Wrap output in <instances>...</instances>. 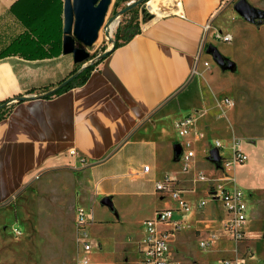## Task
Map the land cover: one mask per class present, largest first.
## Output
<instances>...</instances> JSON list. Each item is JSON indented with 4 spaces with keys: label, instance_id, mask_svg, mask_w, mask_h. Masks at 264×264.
Wrapping results in <instances>:
<instances>
[{
    "label": "crops",
    "instance_id": "obj_1",
    "mask_svg": "<svg viewBox=\"0 0 264 264\" xmlns=\"http://www.w3.org/2000/svg\"><path fill=\"white\" fill-rule=\"evenodd\" d=\"M237 1L179 0L176 7H181L180 12L143 26L131 40L113 47L82 85L46 96L77 66L72 55L62 52L63 0H0V102L29 98L12 102L0 120V206L28 185H44L59 196L50 205L60 213L49 219L46 216L45 221L52 225L34 237V250L41 253L28 254V262L23 264H79L85 253L77 240L79 209L88 222V253L98 256L89 260L106 264L98 250L103 248V230L108 223H119L126 213L142 210L143 200L149 197H154L156 204L144 212L139 223L143 231L135 245L138 256L145 233L143 222L154 218L157 210L173 209L172 222L159 226L168 232L171 264H182L174 254L181 249L183 238L191 242L187 255L195 252L197 262L219 253L231 254L219 257L220 264L248 249L254 257V242L248 235L254 233L251 223L255 219L250 195L264 190V145L241 141L248 161L225 168L222 158L229 156L232 144L224 145L207 129L217 96L209 89L212 65L210 70L202 66L193 74L194 58L200 53L208 23L215 32L232 35L236 26H255L234 10ZM246 1L264 10L258 3ZM209 40L222 55L226 53L221 41ZM209 59L207 55L204 60ZM215 73L218 75V69ZM195 75L197 93L188 90ZM185 115H193L194 129L205 135L190 139L196 148L192 147L195 155L188 160L187 169L181 158L186 150L181 145L179 157L174 151V145L183 142L176 124ZM209 141L224 146L219 162L210 159L213 146ZM71 150L77 154L72 155ZM144 166H150L148 172L143 171ZM200 174L207 180L200 181ZM165 175L175 181L188 201L187 213L177 209L168 193L156 190V183ZM141 178L151 182V188L139 190L131 185ZM219 186L250 193L243 242L235 243L223 232L227 214L218 198ZM105 197L110 198L112 208L101 204ZM199 201L206 205L199 209ZM177 220L183 224L174 231ZM210 234L217 235V240L202 249L199 242Z\"/></svg>",
    "mask_w": 264,
    "mask_h": 264
},
{
    "label": "rangeland",
    "instance_id": "obj_2",
    "mask_svg": "<svg viewBox=\"0 0 264 264\" xmlns=\"http://www.w3.org/2000/svg\"><path fill=\"white\" fill-rule=\"evenodd\" d=\"M151 1L112 0L97 41L87 49L91 55L88 64L98 62L97 60L106 51L117 44H121L128 31L136 30L137 28L141 29L143 26L158 19L168 17L156 15L148 7V3ZM156 1H158L156 7L162 9L172 8L173 10L179 2V0ZM251 1L264 7V0H260L261 2L259 0ZM144 9L150 15L146 21L143 19ZM174 14L173 12L169 16ZM117 19L119 20L118 27L112 33L111 24ZM243 21L248 22L245 19ZM254 25L236 26V32L233 35L230 34L232 40L229 42L221 41L224 44L223 48L226 50L223 56L227 65L224 68L216 64L217 68L215 63H213L212 56L206 53V46L209 44L213 45L209 40L214 31L211 25L200 48L199 54L203 62L199 64L198 70L204 66V62H209L212 65V70H210L211 67L210 69L206 68L210 72L214 71V75L210 79L209 89L217 94L213 101L212 109L214 111L210 115L207 129L226 146L233 144L235 141L264 145V21ZM207 55L210 59L204 60ZM80 69L81 66L77 65L75 70ZM217 69L218 75L215 73ZM197 78L198 75H195L188 87L189 91L194 90L197 93ZM226 98L229 99V102L225 101ZM195 129L202 134L201 139L205 138L202 130L196 127ZM187 139H193L192 135L186 138L181 137V141ZM213 141H209V145ZM192 147L196 148L195 145H192ZM183 149L186 150L187 148L184 146ZM177 164L181 167V162L178 161ZM188 166V174L191 175L192 167L190 162ZM100 176L98 175V177ZM131 185L143 190L151 188L152 183L145 178H141L133 180ZM55 192L56 190L54 189L47 190L44 185H28L10 202L0 206V264H23L28 262L25 260L28 254L34 256L37 253H41V251L34 250L36 245V238L34 237L37 236L38 232L42 233L52 225L50 221L49 223L45 221L46 216L49 219L52 215L60 213L56 207L50 205V202H55L59 197ZM246 193L248 194L249 192L247 191ZM251 197L255 209V219L251 223L252 232L254 231V233H249L248 235L250 237L249 240L254 242L251 245L254 246L255 255L251 258L247 257L245 264H264V190L258 193H251ZM155 200L154 197L145 198L142 203V210L137 213H126L119 223L107 224L109 227L104 229L102 233L104 235L103 248L98 249L101 252L100 256L104 263L138 264L141 261V257L140 255L138 256L135 249L136 242L141 238L143 231L139 223L146 216L144 212L156 204ZM6 205L8 207H4ZM109 211L111 212L110 209ZM66 214L64 213V219L67 218ZM89 217L91 222V216ZM24 236L27 238L24 239ZM90 241L93 245L97 243L95 237L91 236V232ZM180 243L181 249L177 254H174V257L182 261V264H218L219 257L222 256L224 258L231 255L219 253L211 258L205 257L202 260L203 262H197L195 252L190 256H188L189 254L187 255L191 242L183 238ZM222 247L226 248L227 245L223 244ZM84 256L87 258L91 256L98 257L94 255V252L84 253ZM184 259L187 260L183 261ZM190 259L191 261H189ZM34 263L44 264L43 261H34ZM89 264H92L90 260Z\"/></svg>",
    "mask_w": 264,
    "mask_h": 264
},
{
    "label": "built area",
    "instance_id": "obj_3",
    "mask_svg": "<svg viewBox=\"0 0 264 264\" xmlns=\"http://www.w3.org/2000/svg\"><path fill=\"white\" fill-rule=\"evenodd\" d=\"M210 23L204 27V32L209 31ZM211 38L218 41L229 42L232 40L230 34H222L221 32H213ZM202 63L201 55L198 54L194 58L193 74L198 71L199 64ZM205 68L210 69L211 64L204 62ZM229 102V99H225ZM177 129L180 137H188L192 135L196 139H201L202 134L194 129V117L193 115L182 116L177 124ZM182 147H186V152H183L181 158L184 162V167L187 169V162L195 155L192 149V141L187 139L181 142ZM212 148L216 147L220 150L224 148L220 141H215L212 144ZM210 148V150L212 149ZM209 150V152H210ZM72 155H76L75 150H71ZM248 161V156L242 151L240 141H235L229 148V156L222 158V165L225 168L230 167L233 164H243ZM150 166H144L143 171L148 172ZM198 179L200 181H206L207 178L203 174H200ZM219 189L222 188L219 186ZM156 190L158 192L168 193V195L177 203L178 210L182 213H187L190 210L188 201L183 197L181 189L177 187L175 181L165 175L162 180L156 183ZM218 198L221 200L227 214V219L223 223V232L226 233L229 238L235 243L243 242L246 239L244 226L247 221V208L249 195L242 189L234 188L233 190H221ZM206 205L205 201H199L197 207L200 209ZM174 215L173 209H162L155 212L154 218L145 220L144 225V238L140 247L141 264H171L167 237L168 232L161 230L159 226L167 222H172ZM87 219L82 210L77 212V240L81 244L83 251L87 253L91 244L89 242V234L86 230ZM183 222H174V231L181 229ZM218 236L214 234L208 235L206 238L199 242V246L202 249H207L217 240ZM246 257H252V250L248 249L245 254L236 256L233 258L223 259L220 264H245ZM79 264H89V258L82 257Z\"/></svg>",
    "mask_w": 264,
    "mask_h": 264
},
{
    "label": "water",
    "instance_id": "obj_4",
    "mask_svg": "<svg viewBox=\"0 0 264 264\" xmlns=\"http://www.w3.org/2000/svg\"><path fill=\"white\" fill-rule=\"evenodd\" d=\"M112 0H63V18L64 25L62 28V52L65 55H72L73 61L76 65H80L81 69L75 74L64 80L58 87L51 90L47 95H51L58 89L65 87L72 81L78 73L85 69L90 60V53L87 50L97 41L99 32L104 25L107 11L111 5ZM234 10L246 21L254 24H260L264 21V10L256 9L251 6L246 0H238L234 4ZM144 21L150 17L146 10H143ZM112 49L106 51L99 60L105 58ZM206 53L212 56L213 61L220 67L224 65L225 58L219 52L218 48L212 44L206 46ZM97 60V61H99ZM29 98L20 97L15 98L12 102H21ZM5 105L1 106L4 107ZM0 107V108H1ZM176 156H180L182 152L181 144L174 145ZM210 159L214 162H219V149L214 147L209 152ZM101 204L113 207L110 198L105 197L101 200Z\"/></svg>",
    "mask_w": 264,
    "mask_h": 264
},
{
    "label": "trees",
    "instance_id": "obj_5",
    "mask_svg": "<svg viewBox=\"0 0 264 264\" xmlns=\"http://www.w3.org/2000/svg\"><path fill=\"white\" fill-rule=\"evenodd\" d=\"M31 27L32 26H30V28ZM138 31H139L138 28L136 30L128 31L126 33V35L124 36V38H123V42L131 40L138 33ZM119 45L120 44H117L114 48H117ZM98 62H96V63H94L92 65H88L85 69H83L80 73H78V75L72 81H70L65 87H63L61 89H58L56 92H54L51 95H46V96L57 95V94L65 92V91H67V90H69V89H71L73 87L82 85L86 81V79L88 78L89 74L93 71L95 66L98 64ZM224 65L225 66L227 65L226 60H225ZM76 72H78V70L74 71L71 75L75 74ZM12 100L13 99H7V100H4V101L0 102V107L5 105L4 107L0 108V120L3 119L4 117H6V115L8 114L9 109L12 106V103H10V101H12Z\"/></svg>",
    "mask_w": 264,
    "mask_h": 264
},
{
    "label": "bare ground",
    "instance_id": "obj_6",
    "mask_svg": "<svg viewBox=\"0 0 264 264\" xmlns=\"http://www.w3.org/2000/svg\"><path fill=\"white\" fill-rule=\"evenodd\" d=\"M157 2L158 1H156V0H152L151 2L148 3V7L151 8V10H153V12L156 15H158V16H167V15L173 13V12L175 13V12H180L181 11V7H178V8L176 7L174 10L172 8L162 9L160 7H156L157 6ZM178 5H179V3H178ZM118 23H119V20L117 19L111 24L110 28H111V32L112 33L118 27Z\"/></svg>",
    "mask_w": 264,
    "mask_h": 264
}]
</instances>
